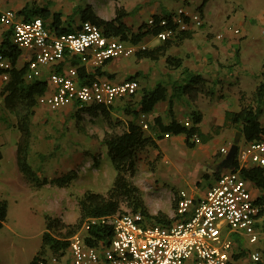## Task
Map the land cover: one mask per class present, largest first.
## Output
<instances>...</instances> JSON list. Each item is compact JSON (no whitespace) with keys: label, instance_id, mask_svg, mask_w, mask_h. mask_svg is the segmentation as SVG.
<instances>
[{"label":"rangeland","instance_id":"rangeland-1","mask_svg":"<svg viewBox=\"0 0 264 264\" xmlns=\"http://www.w3.org/2000/svg\"><path fill=\"white\" fill-rule=\"evenodd\" d=\"M148 1L151 0H144L134 8V12L139 8L140 10L138 16H130L128 19L135 25L131 26L132 30L147 20ZM164 1L174 9L178 6L176 0ZM122 4L126 5L124 0ZM236 4L241 5L243 12L235 9ZM216 9L227 12L229 17L225 18L224 15L220 23L207 25L205 30L213 36L212 42L219 45L227 42L230 37L246 34V41H252L251 37L254 35L263 36L261 29H264V0H214L211 3V13ZM234 29L240 30V33L235 35ZM230 41L232 57L226 73L232 74L235 79L244 77L253 82L254 74L260 70L264 71L260 64L264 60L262 49L260 51L257 46L255 51L252 49L247 51L243 47L240 59L235 51L242 45L240 41L245 45L244 39L239 41L232 38ZM199 51L202 52L201 49ZM230 84L234 82H227V85ZM140 89L139 86L137 93L131 98L118 99L113 103L110 112L112 122L109 123L100 113L79 111V107L75 105L54 110L46 106L44 110L35 109L29 125L30 144L26 160L40 177L52 178L69 171L77 173L76 179L69 186L59 188L49 185L36 187L19 171L16 147L21 133L16 125L20 112L6 109L0 94V200L7 202L5 223L0 228V264H29L41 246L42 231L45 230L44 215L56 211L52 209V205L56 208L61 204L63 206L64 202L59 219L63 223L73 224L79 217L77 201L83 192L86 190L102 194L107 192L116 171L107 156L103 138L105 133H120L124 130L125 121L131 116L123 109L128 105L136 106ZM252 97L253 95L245 96L243 102L247 104L249 99L252 101ZM185 101L188 104L192 103L187 97ZM196 107L201 109L200 106ZM155 110H160V104ZM187 114V111H178L177 116L184 117ZM138 123L147 124L144 130L155 139L158 148L148 147L140 152L135 163V171L132 175L127 173V178L139 189L149 213L162 211L170 218H173L178 191L182 189L192 195L200 192L208 178L215 177L221 172V167L224 168L226 164L232 162L230 155L232 159L235 158L239 144L235 140L229 142L228 128L216 129L211 120L205 121L200 128L206 141L201 143L194 138L195 147L186 145L184 134L160 137L157 128L153 126L151 128L153 122L148 120L147 116H141ZM232 129L237 130L235 126ZM221 147H226L227 151H221ZM208 152H215L213 158L208 156ZM39 154L43 155V159H40ZM203 174L208 177H204ZM120 208L123 211L130 209V206L123 200L120 202ZM222 233L230 234L231 238L240 241L235 251H240L241 247L249 252L258 251L261 257L264 234H260L256 243H249L245 237L235 235L225 226ZM45 256L49 257L50 253L47 252ZM248 260L246 252L245 256L233 261V264H245Z\"/></svg>","mask_w":264,"mask_h":264},{"label":"built area","instance_id":"built-area-1","mask_svg":"<svg viewBox=\"0 0 264 264\" xmlns=\"http://www.w3.org/2000/svg\"><path fill=\"white\" fill-rule=\"evenodd\" d=\"M180 1V6L169 15L147 18L148 26L158 28L155 36L159 40H175L181 33L203 25L202 0ZM0 25L11 29L12 42L17 49L32 52L24 75L27 81L39 77L42 67L55 64L65 53L78 55L84 66L95 71L109 59L134 56L147 49L141 42L105 36L89 20L80 21L72 32L52 34L40 17L19 19L16 11L7 8L0 11ZM233 32L238 33V30ZM13 67L12 60L0 52V85L8 81ZM48 80L53 89L40 95L38 103L50 110L75 103L78 107L110 105L133 95L139 87L136 79L113 83L98 76L81 83L76 66H68L62 72L50 70ZM183 123L189 125V120ZM142 126L146 128L147 124ZM220 150L227 151L226 147ZM235 159L238 169L221 173L200 196L179 190L175 197L174 220L168 226L150 224L141 212L131 209L85 219L69 239L67 251L71 264L232 263V253L240 242L230 234H223V227L245 237L249 243H256L264 225V204L256 201L250 184L239 173L241 168H264V129L259 139L243 142L237 147ZM92 224L111 227L107 244L90 246L85 243L83 235ZM259 258L258 251L250 253L251 261ZM59 260L51 256L49 264H59Z\"/></svg>","mask_w":264,"mask_h":264},{"label":"trees","instance_id":"trees-1","mask_svg":"<svg viewBox=\"0 0 264 264\" xmlns=\"http://www.w3.org/2000/svg\"><path fill=\"white\" fill-rule=\"evenodd\" d=\"M206 1L208 0H203L200 5L201 9ZM22 11L24 12L23 20H29L32 17L38 16L43 20L44 25L52 34L72 32L77 28V26L75 28L72 26H63L60 20V13H50L45 7L34 9V6L27 5ZM170 13L171 11L168 12L164 10L160 14H153L152 17L159 19ZM115 14L114 18L106 20L96 15L90 5L86 4L84 7H80V20H89L96 24L107 37H117L124 41L138 43L143 36L147 34L155 35L158 31V28L148 26L146 21L139 24L135 30H132L131 26L126 25L122 21L123 16L127 13L121 7L116 8ZM48 17L51 18L50 24L46 23V18ZM7 31L10 33L9 36H3V40L0 43V52L10 58L14 64L20 54V50L17 49L12 42L11 29L8 28ZM189 33L190 32L181 33L175 40L163 41L162 47L166 48L171 42H175L183 37H188ZM159 49L160 48L144 49L136 52L135 55H137V58L145 57L153 60L163 53L159 52ZM235 52L238 57V49H236ZM65 55L74 57L72 62L78 65L76 67L81 83L89 82L92 77L88 79L84 76V65L81 63L80 57L68 53H65L64 56ZM166 63L173 67H180L182 65V59L177 56L167 55ZM262 67L264 69V63ZM26 68L25 66L19 69L13 67L9 73L8 81L3 85L0 91L4 107L13 112L16 110L20 112L17 116L16 125L21 133L16 147L18 169L25 176L26 180L36 187L47 184L57 187H67L76 179V172L69 171L61 176L52 178L47 176L40 177L27 163L26 154L30 144L29 125L31 116L34 114L35 107L38 105V97L46 92L49 80L35 78L31 81H27L24 76ZM62 71L63 70L58 72ZM261 75L264 79V71H262ZM135 76L136 75L128 77L127 79H136ZM171 89L172 93L168 96L166 88L161 82H157L152 88L143 87L140 89L136 106L128 105L123 109L127 115L131 116L130 119L125 121L124 130L120 133H105L103 138L107 156L116 171L111 187L105 194L91 190L83 192L77 201L79 217L73 224L63 223L59 217H52L45 214V230L41 236V246L33 255L29 264H38L41 261L47 263L45 247H47L51 256L57 258L63 256L68 250L69 238L81 228L85 219L89 217L111 215L117 211H122L120 202L123 200L127 201L132 211L141 212L150 224L168 226L173 222L174 218H170L162 211H157L154 214L149 213L144 200L140 196L139 189L127 178V173L131 175L134 173L136 167L135 163L140 152L148 147L158 148L155 139L145 132L144 127L138 123V120L141 116L145 117L152 113L155 104L159 101L168 100L166 115L170 118L167 123H164L160 116H155L152 119L153 125H151V128H157L160 137L165 133L168 135L184 134L185 143L188 147H193L195 145L194 138H197L201 143L206 141V137H204V134L201 132L199 125L202 120L201 111L193 110L190 112L189 125H185L173 115L174 98H180L186 95L191 101H194L200 94L207 96L213 94V91L206 87V79L200 73L192 72L188 68L183 67L179 79L173 81ZM137 90L129 97L131 98L134 96ZM219 96L221 95H218V97ZM252 101L253 104L250 103L246 106H242L238 111L228 110L225 112L226 121L234 125L236 129L241 132L244 142L259 139L264 129V126H261L258 120V116L262 112L261 105L264 102V80L256 86ZM73 105L77 106L76 103ZM112 106L113 103L110 105H90L79 107L78 110L93 114L100 113L109 123L112 122L110 113ZM39 157L43 159L42 154H39ZM232 169H238L236 161H234ZM239 173L250 185L258 189L260 193L256 201L264 204V168L258 166L241 168L239 169ZM203 176L208 177L205 174H203ZM5 215L6 202L0 200V228L2 227ZM261 230L264 232V225L261 227ZM111 234L112 231L110 226L92 224L83 236L86 244L97 246L98 244H107L111 238ZM235 240L238 239L235 238ZM246 252L248 253L249 260L245 264H264V245L261 249V257L257 261L250 260V253L252 251L249 252L245 249H241V247L240 251H234L232 253V260H239L245 256ZM230 264H233V262Z\"/></svg>","mask_w":264,"mask_h":264},{"label":"crops","instance_id":"crops-1","mask_svg":"<svg viewBox=\"0 0 264 264\" xmlns=\"http://www.w3.org/2000/svg\"><path fill=\"white\" fill-rule=\"evenodd\" d=\"M178 2V6H180L181 1L176 0ZM126 5L122 4V0H0V11L4 9H13L14 11L18 12V18H24V12L22 9L28 6H34L35 8H42L45 7L49 10L50 13L59 12L60 13V20L63 26H78L80 20V7H84L86 4L90 5L96 15L99 17L111 20L115 17V10L117 7H121L127 14H125L122 18V21L128 26H135L131 24L132 22L128 21L130 16H138V11L134 12V8L143 3L144 0H124ZM199 2V1H198ZM203 0L200 1V5L202 4ZM214 0H208L202 6L201 13L203 16V25L197 29L190 31L188 37L180 38L175 42H171L166 48L163 46V41L159 40L155 35L147 34L143 36L141 39V43H144L147 49H156L160 48L159 52L161 53L156 59H149V58H137V55L130 56V57H114L112 59L107 60L103 65H101L97 70L90 69L84 66V76L89 78L93 77H101L106 78L113 83L120 82L128 77L136 75V79L138 84L141 88L148 87L152 88L157 82H161L167 91V95L169 96L172 93L171 85L173 81L176 79L178 80L181 75V70L183 67L188 68L192 72L200 73L206 79V87L213 91L214 95H198L191 104L186 103L185 97L186 95L180 98L173 99V115L179 121L189 120L190 112L193 110H199L202 113V120L200 122V128L203 126L204 122L207 120H211L213 123V127L216 129L219 128H228L230 136H228V141L232 142H239L238 146L244 142V138L239 130H233L231 123L227 122L225 119V112L226 111H238L242 106H246L248 103L253 104V101L250 99L247 101V104L243 102L245 96H252L256 86L263 81V77L261 75L260 70L258 73L254 74V79L251 80L240 78L235 79L232 77V74H227L226 69L231 60V52L230 47L232 38L236 40L244 39V43L241 41L242 45L238 47V58L241 59V51L243 47L245 50H254L257 48L262 49V54L264 55V29H261V33L263 36L258 37L254 35L251 37L252 41H246V35H238V37H230L229 40L223 44H216L211 41L213 37L209 32L205 30L207 25H213L214 22H219L224 17L228 18L229 14L227 12H220L218 9L215 12L211 13V3ZM3 4H6L3 6ZM147 7L149 14L148 17L153 14H160L164 10L165 11H172L174 10L173 7H169L168 4L164 0H151L147 2ZM234 5L235 9H239L241 12L242 7L240 4ZM153 6V7H151ZM177 6V7H178ZM176 7V8H177ZM175 8V9H176ZM222 9V8H221ZM245 18L246 16L243 15ZM144 22V21H143ZM46 23H51V18H46ZM142 23V22H141ZM139 23V24H141ZM138 24V25H139ZM252 23H249V25ZM137 25V26H138ZM238 30V29H237ZM9 31L7 28L0 25V43L3 40L4 35L9 36ZM235 33V35L239 34ZM261 40V41H260ZM202 50L200 52L199 50ZM172 55L177 56L182 59V65L180 67H173L167 65L166 63V56ZM32 57V52L27 49L20 50V54L14 62V67L19 69L23 66L27 67L28 60ZM205 57H209L206 59ZM73 56L65 55L62 59L57 61L55 64L50 66H44L41 69V75L37 78L46 80L48 79V73L50 70L61 71L66 69L68 66H78L72 62ZM140 63V64H139ZM264 60L260 64H263ZM137 64H139L137 66ZM131 65V66H130ZM236 80V81H234ZM80 81V80H79ZM81 82V81H80ZM227 82H234V84L227 85ZM4 85V84H3ZM3 85H0L3 86ZM53 89L52 84L49 82L47 86V90L44 94L49 93ZM218 95H221L218 97ZM188 98V97H187ZM167 101H159L155 104L154 110L152 113L146 115L148 120H152L155 116H160L164 123L169 121V117L166 115L167 109ZM160 104V110L156 111L155 108ZM192 105V106H190ZM263 104L261 105L262 112L258 116V120L261 126H264V108H262ZM196 106H200L197 108ZM45 105L39 104L35 107L36 110H44ZM47 108V107H46ZM178 111L188 112V114L184 117L177 116ZM234 132V133H232ZM235 136V137H234ZM195 142V141H194ZM196 146V142L194 147ZM215 152H208V156L213 158ZM1 157V156H0ZM230 158L232 160L231 163L226 164V167H221V172H219L215 177L208 178L207 183H205V187L200 191L195 193L194 196H200L201 193H204L208 186H210L216 178L223 172H227L233 168V163L236 161L235 158L232 159L231 155ZM206 177V176H205ZM48 185V184H47ZM55 186V185H49ZM57 187V186H55ZM59 188V187H57ZM250 191L252 195L257 198L258 194L260 193L257 188L250 185ZM3 200V199H1ZM5 201V200H4ZM6 202V201H5ZM52 205V209L56 211L53 214H48L52 217H59L61 216L60 213L63 209L62 204L60 207H54ZM6 210H7V202H6ZM54 211V210H52ZM7 215V214H6ZM5 215V216H6ZM5 219V218H4ZM5 221L3 220L2 224ZM44 231V230H43ZM42 231V232H43ZM264 234V232H262ZM46 248V253L49 250ZM37 252V251H36ZM35 252V253H36ZM50 253V252H49ZM46 262L45 264H49L50 256H45ZM59 264H62V260L64 261L63 264H71V257L68 251L61 257H59Z\"/></svg>","mask_w":264,"mask_h":264},{"label":"water","instance_id":"water-1","mask_svg":"<svg viewBox=\"0 0 264 264\" xmlns=\"http://www.w3.org/2000/svg\"><path fill=\"white\" fill-rule=\"evenodd\" d=\"M235 148V147H234Z\"/></svg>","mask_w":264,"mask_h":264}]
</instances>
